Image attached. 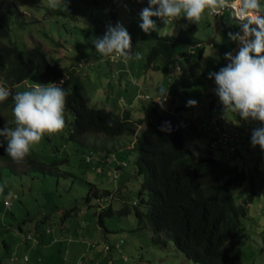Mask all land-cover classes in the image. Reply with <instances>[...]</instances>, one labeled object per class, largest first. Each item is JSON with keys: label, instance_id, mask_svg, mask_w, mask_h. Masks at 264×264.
<instances>
[{"label": "rangeland", "instance_id": "rangeland-1", "mask_svg": "<svg viewBox=\"0 0 264 264\" xmlns=\"http://www.w3.org/2000/svg\"><path fill=\"white\" fill-rule=\"evenodd\" d=\"M260 2L264 6V0ZM237 3L239 0L231 1L232 5ZM48 4L49 0H0V15L9 11L10 16L23 20V23L14 21L10 24V38L19 47L40 44L50 63L59 58L62 66L76 68L85 83L90 105L103 106L117 112L129 109L133 118L144 115L146 106L150 104L160 109L168 108L171 99L164 101L161 90H168V97L177 88L184 98L198 102L191 111L196 109L200 116L206 117L210 112L209 98L214 96L216 88L214 78L209 79L208 73L218 72L226 66L229 61L224 58V54L231 52L235 55L239 47L235 41L229 39L228 34L240 28L241 23L233 17L229 8L221 16L206 12L198 24H190L182 17L166 23L161 18L153 17L158 31L145 34L139 24L142 23L141 10L148 7L146 0H70L67 10L63 7L53 9ZM117 22L122 23L129 32L133 52L139 53V60L133 57L124 62L119 57H101L96 52L93 40L105 34L107 25L115 26ZM191 25L197 27L194 35L203 47L204 56L201 59L198 57L200 47H195L194 53H189L188 48L178 47V53L184 57L179 61L178 57L175 59V68L179 65L181 71L175 69L172 75L165 76L161 71L145 67L147 53L157 36L177 34L180 29ZM219 33L222 36L220 42ZM211 41L216 44L214 47L210 46ZM37 77L38 71L35 70L27 79L17 84L15 89L23 91L35 87L37 83L34 80ZM0 86L6 88L2 80ZM213 113H216L215 109ZM64 115L67 124L64 131L46 135L31 151L38 161L36 165L13 164L0 160V187L4 189L0 192V264H74L69 259L61 258V251L65 252L66 247L71 251L78 250L77 253L86 251L87 256L93 257L94 261L89 260L84 264H106L109 255L97 256L93 251L102 249L104 241L120 238L124 241L121 251L128 260L122 262L119 250H116L117 252H111V261L114 264H201L188 259L171 240L165 246L152 242L148 228L131 230L135 222L132 213L114 214L105 218L104 225L111 231H105L98 224L95 213L98 206L108 205L112 201L113 208L120 207L122 197L118 195V186H123L122 192L128 196L125 200L130 202L136 193L140 176H132L128 172L133 166L130 159L126 167L116 169L115 163L126 155L125 150L123 153H113V163H110L111 157H104L99 153L88 154V146L69 137L71 114L65 111ZM234 115L227 113L232 118ZM179 118L184 120V116ZM212 120L204 118L209 130L213 126ZM235 121L234 127L238 128L240 135L249 139L242 151L236 153L238 165L245 169L247 176L243 186L235 191V199L239 201L251 189L256 190L257 194L249 203V215L255 218V222L257 220V225L255 229H251L246 221L249 236L245 245L235 247L233 252L239 254L247 264H264V241L256 235L264 229V151L250 143L252 131L264 125L251 119L243 120L247 125V129H243L237 117ZM143 128L144 125L137 126L133 137ZM129 137L125 134L106 141L103 135L88 134L84 137V143L97 147L115 145L118 149L123 146L129 148L133 143L129 141ZM211 137L210 133H205L191 142L192 150L198 156L230 161V158L223 157L217 148L209 144ZM87 154L90 159L86 158ZM98 156L102 157L99 162L96 160ZM89 160L90 162H86ZM105 190L112 194L93 196L94 193L100 194ZM15 193L18 195L17 199H13ZM88 194L90 199L86 200ZM5 200L10 201L8 206L4 205ZM72 206L76 207L75 212L66 221L67 226L63 225L61 228L60 216L69 215L66 210ZM47 215L53 218L50 226L56 231L52 237L56 235L54 237L57 241L36 243L35 228L37 224L39 228L44 226ZM61 231H64L62 237ZM28 233L31 238L26 239ZM69 238L73 241H69ZM88 242H94L96 250L90 248ZM10 249L17 250L15 252L18 260H9ZM23 254L28 255V261L21 258Z\"/></svg>", "mask_w": 264, "mask_h": 264}, {"label": "trees", "instance_id": "trees-1", "mask_svg": "<svg viewBox=\"0 0 264 264\" xmlns=\"http://www.w3.org/2000/svg\"><path fill=\"white\" fill-rule=\"evenodd\" d=\"M14 21L23 23V20L10 16L9 11L0 15V80L4 86L14 95L18 92L15 89L16 85L27 79L35 70L38 71L35 84L60 85L63 81L61 86L68 92L65 111L71 114L69 137L78 139L88 146V154L99 153L101 156L111 157L110 163L114 162L113 153L117 151L123 153L125 150L126 155L115 163L116 169L126 167L130 159L133 166L128 172L132 176H140L136 193L130 202L125 200L128 196L123 194V186H118L117 194L122 197L120 207L113 208L112 201L108 205L98 206V211L95 212L98 224L105 231H111L104 225L105 218L114 214L132 213L135 222L131 230L148 228L151 231L152 242L165 246L171 240L188 259L201 264H247L233 250L246 243L249 236L246 221L251 229H255L257 225V220L255 222V218L249 215V203L253 201L257 192L251 189L243 199L239 201L235 199V191L243 186L247 176L245 169L238 165L236 157V153L242 151L240 141L231 143L236 146L235 150L216 147L215 132L211 128L209 130L207 122L204 121L205 117L200 116L199 111L195 109L192 112V107H186L188 100L183 97L179 88L168 97L163 96L164 101L171 99L168 108L160 109L150 104L146 106L144 115L137 118L132 117L129 109L117 112L103 106L90 105V97L79 71L76 68L68 69L62 66L59 58L50 63L40 44L19 47L10 38L9 27ZM196 30L197 27L191 25L186 29H180L177 34L157 36L147 53L145 67L161 71L165 76L172 75L176 69L177 48L195 47L201 43L194 35ZM13 106L12 96L0 103V128L15 126L12 120ZM207 115L206 118H210V114ZM179 116H184V120L181 121ZM139 125H144V128L133 137L132 134ZM169 126L170 131L161 130L162 127L168 129ZM205 133L212 135L209 144L217 148L223 157L230 158V161H222L211 156H198L192 150L190 143ZM88 134L103 135L106 141L127 134L130 136L129 141L133 143L129 148L123 146L118 149L115 145L97 147L84 143V137ZM5 148L6 142L5 146L0 148V160L16 164L6 154ZM88 154L86 158L90 159ZM101 156L96 157L98 162ZM36 163L38 161L31 152L23 165L34 166ZM91 191L92 187L90 193ZM111 194L105 190L100 194L94 193L93 196L103 197ZM17 198L18 195L15 193L13 199ZM89 199L88 194L86 200ZM74 209L76 207L72 206L66 210L69 215L60 216L61 228L63 225L67 226L65 223L73 216ZM52 219L47 215L42 228L37 224L34 235L36 243L53 241L55 235L52 237L54 231L50 226ZM46 229H49V232ZM256 235L264 241V229ZM70 239L72 242L73 239ZM88 243L90 248H96L94 242ZM123 243L121 238L104 241L102 249L93 251V254L97 256L107 254L110 258L106 264H114L111 261V252L119 250V257L125 262L128 258L121 251ZM65 249V252L61 251L62 260L69 259L74 264L94 261L93 257L86 255V251L77 253L78 250L71 251L67 247ZM14 253L10 249L11 262L18 260ZM21 258L24 261L29 260L27 254H23Z\"/></svg>", "mask_w": 264, "mask_h": 264}, {"label": "clouds", "instance_id": "clouds-1", "mask_svg": "<svg viewBox=\"0 0 264 264\" xmlns=\"http://www.w3.org/2000/svg\"><path fill=\"white\" fill-rule=\"evenodd\" d=\"M142 2V0H138ZM148 7L140 12V29L145 34L158 31L153 17L166 22L182 17L190 24H198L208 11H217L225 6L226 0H147ZM70 0H49L50 8L63 7L67 10ZM242 7L247 14V22L239 32L229 33V39L238 43L235 55L224 54L229 61L218 72H209L208 78H214L222 112L237 114L242 120H255L264 125V6L260 0H242ZM95 50L101 57L116 56L129 61L133 57L139 60V53H134L129 32L120 22L115 26L107 25L102 37L93 40ZM200 70H198L199 73ZM56 83L37 84L35 87L18 91L14 95L0 86V103L12 96V114L15 126L0 128V148L5 146L6 154L16 164H23L31 151L41 143L46 135L50 136L66 128L65 108L68 92ZM166 96L167 91L161 90ZM198 102L189 99L186 107H195ZM162 131H170L161 128ZM250 143L264 151V126L252 131ZM0 187V192H3ZM30 234V233H28ZM27 234V235H28ZM31 235V234H30ZM28 238V237H27ZM31 238V237H30ZM69 240V239H68Z\"/></svg>", "mask_w": 264, "mask_h": 264}, {"label": "crops", "instance_id": "crops-1", "mask_svg": "<svg viewBox=\"0 0 264 264\" xmlns=\"http://www.w3.org/2000/svg\"><path fill=\"white\" fill-rule=\"evenodd\" d=\"M147 1V0H146ZM227 1V3H231V1L232 0H226ZM261 3V2H260ZM235 7H236V10L240 13V17H237V16H235V14H234V11L232 10V8H230L231 6H227V7H224V8H221L220 9V11L218 12V13H215V12H213V11H210V13H212L213 15H219L220 14V16H221V14L223 13V11L225 10V9H227V8H229V9H231V14L233 15V17L235 18V19H237V20H239L240 21V23H241V26L244 24V23H246L247 22V15H245L246 13H245V11L243 10V8L241 7V5H242V0H239V3H237L236 5L235 4H233ZM262 6H263V4H262ZM173 21V20H172ZM241 28V27H240ZM240 28H238L234 33H236V32H239L240 31ZM222 36H221V33H219V35H218V41L220 42L222 39ZM225 37V36H224ZM221 39V40H220ZM225 39V38H224ZM237 43V42H236ZM216 44L214 43V42H210V46L211 47H214ZM237 45H238V43H237ZM239 46V45H238ZM195 47H200V48H203V47H201V43L198 45V46H195ZM195 47H190V48H188V52L189 53H194V51H195ZM200 52V51H199ZM181 56H180V55ZM204 56V51H203V49H202V53H201V55H198V57H199V59H201L202 57ZM178 57V58H177ZM184 57V55L183 54H181V53H178L177 54V56H176V58H177V60L179 61L181 58H183ZM176 69H178V70H182L181 69V67L179 66V65H176ZM167 91V93H168V90H166ZM209 106H210V112H209V116H210V118H215V117H217L219 114H222L223 116H224V118H225V120H227V124L226 125H228L227 127L228 128H235V129H237L238 130V128L237 127H234V124H235V118L237 117L238 119H239V124L241 123V125H242V127H243V129H247V125H246V123H245V121H243L237 114H235L234 115V118H232L231 116H227V113L224 115L223 114V112H222V105L220 104V102H219V98H218V96H216L215 95V93H214V96L213 97H210L209 98ZM210 102H211V105H210ZM214 109L216 110V113H213L212 114V112H214ZM219 111H218V110ZM208 116V115H207ZM206 118V117H205ZM207 118H209V117H207ZM239 131V130H238ZM240 138H241V140H240V143L239 144H241L242 146H241V148H243V147H245L246 146V143L248 142V137L246 136L245 138H246V141L244 142V139L245 138H243L241 135H240ZM54 232H56L55 230H53ZM64 231H61V237L62 236H64V233H63ZM55 234V233H54ZM60 235H58V236H60ZM56 236V235H55ZM70 239V238H69ZM46 242H49V240L48 241H44L43 243H46ZM66 242V241H65ZM15 251H17V250H15ZM14 251V252H15ZM8 252H9V248H8ZM16 253V252H15ZM14 253V254H15ZM16 255H17V253H16Z\"/></svg>", "mask_w": 264, "mask_h": 264}, {"label": "built area", "instance_id": "built-area-1", "mask_svg": "<svg viewBox=\"0 0 264 264\" xmlns=\"http://www.w3.org/2000/svg\"><path fill=\"white\" fill-rule=\"evenodd\" d=\"M231 6L232 10L234 11L235 16L240 17V13L236 10V7L232 5L231 3H225L224 7ZM223 7V8H224ZM220 9L217 11H213L215 13H218ZM160 98V97H159ZM213 126L211 127L212 131L215 132V140L214 145L216 147H228L231 150H235L236 146L232 145L231 143L239 142L241 140L240 138V132L235 128H228L227 127V120H225L224 116L222 114H219L215 118H211ZM10 201H5V205H9ZM47 232H49V229H46ZM28 238L31 237L30 234L27 235ZM57 238H53V242H56Z\"/></svg>", "mask_w": 264, "mask_h": 264}]
</instances>
